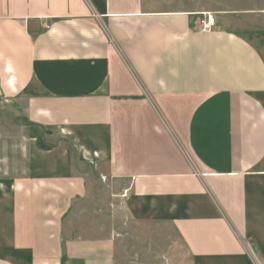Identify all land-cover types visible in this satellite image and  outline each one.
Returning <instances> with one entry per match:
<instances>
[{
	"label": "crops",
	"instance_id": "1",
	"mask_svg": "<svg viewBox=\"0 0 264 264\" xmlns=\"http://www.w3.org/2000/svg\"><path fill=\"white\" fill-rule=\"evenodd\" d=\"M0 104V264H264V0H0Z\"/></svg>",
	"mask_w": 264,
	"mask_h": 264
},
{
	"label": "rangeland",
	"instance_id": "2",
	"mask_svg": "<svg viewBox=\"0 0 264 264\" xmlns=\"http://www.w3.org/2000/svg\"><path fill=\"white\" fill-rule=\"evenodd\" d=\"M6 117V119H5ZM3 123H9L12 129ZM14 119L10 122V117L6 107L0 104V177L13 178L22 175L23 160L25 155L26 141L29 137L27 126L22 124V131L15 126ZM22 145V163H20V146ZM152 253L149 260L144 258L140 260V264H160L161 259H155L156 254ZM127 264H131V260H124Z\"/></svg>",
	"mask_w": 264,
	"mask_h": 264
},
{
	"label": "built area",
	"instance_id": "3",
	"mask_svg": "<svg viewBox=\"0 0 264 264\" xmlns=\"http://www.w3.org/2000/svg\"><path fill=\"white\" fill-rule=\"evenodd\" d=\"M216 25V20L210 13H202L198 19V27L201 32H210Z\"/></svg>",
	"mask_w": 264,
	"mask_h": 264
}]
</instances>
